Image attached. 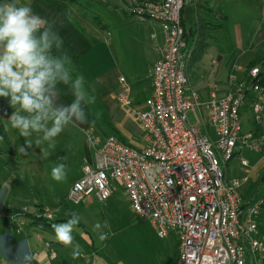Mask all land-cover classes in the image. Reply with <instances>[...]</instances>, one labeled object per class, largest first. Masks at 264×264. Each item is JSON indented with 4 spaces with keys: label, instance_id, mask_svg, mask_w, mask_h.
<instances>
[{
    "label": "built area",
    "instance_id": "1",
    "mask_svg": "<svg viewBox=\"0 0 264 264\" xmlns=\"http://www.w3.org/2000/svg\"><path fill=\"white\" fill-rule=\"evenodd\" d=\"M130 13L141 21L158 23L164 35L161 58L151 72V94L142 110L134 107L128 89L117 100L125 116L145 134L140 148L123 143L111 135L97 147L94 165H85L66 200L79 206L94 200L104 203L119 183L131 210L148 221L164 238L170 231L179 234V253L175 264H247L248 259H264V234L259 218L264 198L248 207L240 195L247 177L227 179L222 164L232 160L237 150L264 156V137L242 130L241 110L248 102L254 123L260 125L264 113V92L257 83L249 89L238 79L233 66L228 80L232 86L224 97L214 93L206 101L189 90L185 73L187 43L182 24L183 0L154 3L131 1ZM248 76L256 80L258 68ZM204 117L216 137L203 136L190 124L189 113ZM246 167L247 162L241 161ZM32 220L51 221V212H31L25 206L17 212ZM0 217H4L0 211Z\"/></svg>",
    "mask_w": 264,
    "mask_h": 264
},
{
    "label": "crops",
    "instance_id": "2",
    "mask_svg": "<svg viewBox=\"0 0 264 264\" xmlns=\"http://www.w3.org/2000/svg\"><path fill=\"white\" fill-rule=\"evenodd\" d=\"M189 1L195 7V13L188 12L185 8L187 0H183L181 15L187 34L186 49L190 38L192 41L191 53H187L186 50V59L190 66L200 64L203 56L213 49L210 42L216 38L215 31L223 29L225 20L213 18L205 11V8H209L223 12V6L218 5V0ZM262 1L264 0H258V9L257 6L254 7L259 15L257 24L260 34L253 54L263 49L262 45H264V2ZM3 2L5 0H0V3ZM18 3L30 5L34 13L47 18L50 22H55V29L63 40V50L68 53L71 61L77 60L85 88L96 99L94 104L85 106L88 122L84 124L74 122L66 126L55 138V150L45 159L41 148L47 149V143L37 147L33 141L32 146L28 147L25 143L26 138L20 136L18 130L10 126L8 118L13 109L9 107V99L0 97V121L7 140L5 143L0 139V187H5L8 191L2 209L4 217H0V243L4 241V248L9 249L5 256L0 251V264H11L16 259L21 243L25 241L36 254L33 264H175L179 253L178 232L170 231L166 237L160 238L146 220H144V233L140 238V246L125 248L117 246L112 256H105L102 253L103 247H96L81 216L82 223H79L73 231L72 245L65 247L55 240L52 227L34 225L30 217L17 213L25 206L34 212L37 210L35 205L42 206L46 212H51L41 192L42 181L59 163L66 165L67 174L74 170L76 176L72 184L80 179L83 175L82 168L85 165H94L96 160L97 147L92 141L97 139L103 142L96 136L97 129L109 130V136L114 135L132 147L140 148L146 145L145 134L132 119L124 115L117 96L126 87L132 105L139 110L143 109L144 101L151 94L152 69L162 55L164 35L160 25L154 21H141L133 16L129 11L130 4L125 0H18ZM214 28L218 29L214 30ZM201 46L203 48L196 58L195 55ZM256 56L259 55L251 56L248 62ZM243 57L240 56L237 61H230L226 67L230 73L233 66H238L240 68L238 79H242L244 74L239 64ZM221 59L222 55H218L216 62L212 59V70L202 69L200 74L191 75L189 71L188 75L186 66L189 90L195 92L200 101L208 100L212 93L217 97H224L231 90L228 77L225 81L221 80L222 72L219 67ZM58 88L61 94L58 103L67 106L74 99L71 90L69 86L63 84L58 85ZM249 104L250 102H247L242 108L241 119L244 111H251ZM97 113H99L98 118ZM189 114L196 121L192 124L189 120L190 124L203 136L214 140L215 130L208 124L206 117L201 122L197 119V113ZM248 124L249 122L245 121L243 124L242 121L244 132H252L264 137L262 124L256 126L253 131L246 129ZM28 139H36V134ZM20 147L25 148V153L19 150ZM242 151L244 150H237L235 155L241 154ZM7 152L19 161L20 170L11 172L7 169L5 166ZM249 153L256 154L252 151ZM240 165L242 166L241 162ZM242 167L243 175L238 178L247 177L248 180L249 164ZM227 170L228 166L224 172L226 178L234 179L227 176ZM16 202L19 204L16 205ZM99 204L90 200L76 207L78 213L85 215V220H88V215L94 214V205ZM7 209H16L17 212H7ZM52 216V220L48 221L52 224L67 220L61 215V220L55 222V216ZM259 222L260 225L264 224V210ZM76 245L80 246V256L73 259L71 254Z\"/></svg>",
    "mask_w": 264,
    "mask_h": 264
},
{
    "label": "clouds",
    "instance_id": "3",
    "mask_svg": "<svg viewBox=\"0 0 264 264\" xmlns=\"http://www.w3.org/2000/svg\"><path fill=\"white\" fill-rule=\"evenodd\" d=\"M71 58L63 50V40L55 29V22L34 13L27 4L18 0L0 3V97L9 99L13 109L10 126L26 138L28 147L47 143L41 148L47 159L56 148V137L71 123L88 122L85 106L95 103L96 97L85 88L83 76L72 75ZM69 86L74 97L67 106L58 103V85ZM97 118L99 113L96 114ZM36 134V139L29 137ZM25 153V148L20 147ZM51 178L56 182L66 180L64 163L51 169ZM80 223V216L73 211L66 222L52 224L55 240L67 247L73 243V231ZM103 228H110L105 222H97L94 230L99 231V240L107 239ZM4 256L9 249L0 243ZM72 258L80 256V246L76 245ZM36 254L25 241L17 250L16 259L11 264H33Z\"/></svg>",
    "mask_w": 264,
    "mask_h": 264
},
{
    "label": "rangeland",
    "instance_id": "4",
    "mask_svg": "<svg viewBox=\"0 0 264 264\" xmlns=\"http://www.w3.org/2000/svg\"><path fill=\"white\" fill-rule=\"evenodd\" d=\"M187 0L185 8L190 13H195V7ZM264 2V1H262ZM218 5L223 6V12L226 15V20L223 23V29L219 31L218 28H214L215 39L210 42L212 50L208 51L203 60L198 65H190L185 59V66H187V74H200L202 69L212 70V59L216 62L218 55H222L221 63L219 65L221 70V80H227L229 70L227 65L230 61H237L240 56H244L240 60V66L242 72H244L248 60L253 55H261L263 49L253 54L255 46L258 44L257 38L260 34L257 20L259 18L258 13L255 12L254 7H259L258 0H218ZM256 13V14H255ZM194 17V14H192ZM191 38L189 40L188 49L191 47ZM202 46L199 47L195 57H199L202 50ZM192 51V50H191ZM190 51V53H191ZM264 55V53L262 54ZM236 74L240 73V70L235 71ZM189 75V74H188ZM188 118L192 124L196 121L191 114ZM243 124L249 122L248 131H253L256 127L254 123V115L252 111L243 112L242 118ZM264 128V119L261 122ZM96 136L98 139L105 140L109 136V130L105 128H99L96 130ZM241 160L247 161L249 164L250 175H248L247 182L240 188V195L246 202L250 200V197L255 193L257 199L264 198V158L249 153L246 149L241 154L234 155L231 161L226 164H222V169L226 172V166H228L227 176L229 178H238L243 175V167L240 165ZM74 170H71L67 174V178L64 181L56 182L50 175H46L42 181L43 197L45 198L48 209L52 215L55 216L54 221L58 222L62 216L66 219L70 218L71 212H79L78 207L72 205L66 200V196L70 190L69 186H72L74 181ZM114 191L112 196L106 200L105 204L94 205V214L88 215V220H85V215L78 213L83 219L84 225L87 226V231L90 233L91 238L94 240L96 247L102 248V253L105 256H112L116 251L117 246L119 248L140 246V238L144 233V220L138 219L135 213L131 210L127 195L125 194L122 186L114 182ZM40 194V192L38 193ZM42 195V194H41ZM19 204L16 202V205ZM62 213V214H61ZM62 215V216H61ZM80 218V223H82ZM99 222L102 225L107 222L110 228H103L102 231L107 233V239L99 240V231L94 230V225ZM249 264H253L252 261Z\"/></svg>",
    "mask_w": 264,
    "mask_h": 264
},
{
    "label": "trees",
    "instance_id": "5",
    "mask_svg": "<svg viewBox=\"0 0 264 264\" xmlns=\"http://www.w3.org/2000/svg\"><path fill=\"white\" fill-rule=\"evenodd\" d=\"M125 1H128L129 3H131V1L133 0H125ZM149 2H159L161 0H147ZM154 2V3H156ZM205 11L208 15L212 16L213 18H217L219 19L220 21H224L226 20V16L223 14V12L221 10H211L209 8H205ZM187 38V34H185V39ZM191 51V48L187 49V53H190ZM189 55V54H188ZM71 69H72V75L74 77L76 76H80V73H79V67H78V62L76 59H73L71 61V65H70ZM186 68V66H185ZM252 68H258L259 70V76L256 80H253L251 79L249 76H248V73L249 71L252 69ZM242 80L245 82L246 86L250 89L252 87L253 84L257 83L259 85V87L263 90L264 92V55H259V56H256V57H253L246 65L245 67V70H244V74H243V78ZM254 101V94H249L248 96V102H252ZM256 125V124H255ZM258 126V125H256ZM256 135V133H254ZM0 139L3 141V142H7L6 140V136H5V132H4V129H3V126L1 124V121H0ZM5 157H6V161H5V166L7 167V169L11 172H16L18 170H20L21 168V164L19 163V161L9 152L5 153ZM257 200V196L256 194L254 193L250 200L245 202V205L244 207H248L249 205H251L252 203H254L255 201ZM35 208H37L40 212H43L44 209L42 208V206H39V205H35L34 206ZM7 212H17L16 209H7L6 210ZM28 217H30L32 219V216L30 215H27ZM33 223L34 225H38V226H41V227H51L52 223L48 222V221H37V220H33ZM259 229L261 231V233L264 234V224L260 225V222H259ZM252 261L253 264H264V259L263 260H259V258H255V259H248L247 261V264H249L250 262Z\"/></svg>",
    "mask_w": 264,
    "mask_h": 264
},
{
    "label": "water",
    "instance_id": "6",
    "mask_svg": "<svg viewBox=\"0 0 264 264\" xmlns=\"http://www.w3.org/2000/svg\"><path fill=\"white\" fill-rule=\"evenodd\" d=\"M8 191L5 187H0V211L3 209L4 203L7 198Z\"/></svg>",
    "mask_w": 264,
    "mask_h": 264
}]
</instances>
